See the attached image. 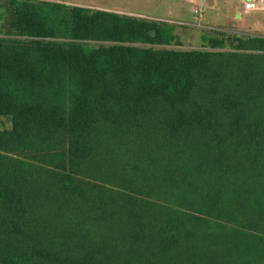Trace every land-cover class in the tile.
<instances>
[{"label":"trees","instance_id":"1","mask_svg":"<svg viewBox=\"0 0 264 264\" xmlns=\"http://www.w3.org/2000/svg\"><path fill=\"white\" fill-rule=\"evenodd\" d=\"M11 6L0 264H264V37L154 49L165 23Z\"/></svg>","mask_w":264,"mask_h":264},{"label":"rangeland","instance_id":"2","mask_svg":"<svg viewBox=\"0 0 264 264\" xmlns=\"http://www.w3.org/2000/svg\"><path fill=\"white\" fill-rule=\"evenodd\" d=\"M34 1V0H31ZM45 1V0H44ZM79 6L89 12L106 11L121 16L165 23L172 28L175 40L168 45H144L154 49H175L182 51L210 50L208 39L247 37L254 33L232 27L229 20L242 24L256 14L264 16V11L245 13L242 0H46ZM197 10V11H196ZM240 15V17H239ZM13 16L11 0H0V37L28 40L18 37L10 28ZM235 23V22H234ZM87 46H97L89 42ZM216 48L219 45L216 44ZM227 49V46L226 48ZM11 121L0 116V131L8 130Z\"/></svg>","mask_w":264,"mask_h":264},{"label":"crops","instance_id":"3","mask_svg":"<svg viewBox=\"0 0 264 264\" xmlns=\"http://www.w3.org/2000/svg\"><path fill=\"white\" fill-rule=\"evenodd\" d=\"M242 1H243L242 7L245 13H248L250 11H258V10L264 11V0H242ZM246 3H253L256 9L252 10V9L246 8L245 7ZM229 22L231 23L232 27H236V28L240 27L241 30L251 31L254 33L253 35L264 37V16L263 15L256 14L255 16H253V18L251 17V19L249 20H244L242 24L236 23L237 21L235 19L229 20Z\"/></svg>","mask_w":264,"mask_h":264},{"label":"built area","instance_id":"4","mask_svg":"<svg viewBox=\"0 0 264 264\" xmlns=\"http://www.w3.org/2000/svg\"><path fill=\"white\" fill-rule=\"evenodd\" d=\"M245 7L248 8V9H256L255 5L253 3H246L245 4Z\"/></svg>","mask_w":264,"mask_h":264}]
</instances>
